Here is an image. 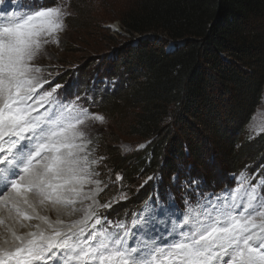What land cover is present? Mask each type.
Wrapping results in <instances>:
<instances>
[{
	"label": "snow or ice",
	"instance_id": "snow-or-ice-1",
	"mask_svg": "<svg viewBox=\"0 0 264 264\" xmlns=\"http://www.w3.org/2000/svg\"><path fill=\"white\" fill-rule=\"evenodd\" d=\"M66 15L62 6L20 0L0 16V264H264V180L252 184L244 173L220 193L182 181V209L168 190L149 197L130 223L101 215L127 199H98L112 182L97 178L104 157H94L87 129L104 117L80 97L64 102L63 85L52 86L33 64L45 45L58 44Z\"/></svg>",
	"mask_w": 264,
	"mask_h": 264
},
{
	"label": "trees",
	"instance_id": "trees-1",
	"mask_svg": "<svg viewBox=\"0 0 264 264\" xmlns=\"http://www.w3.org/2000/svg\"><path fill=\"white\" fill-rule=\"evenodd\" d=\"M116 19L129 36L160 35L119 50L122 83L101 103L146 143L111 156L121 183L158 175L168 185L179 165L200 173L213 158L228 173L262 157L264 136L242 134L264 87V0H135Z\"/></svg>",
	"mask_w": 264,
	"mask_h": 264
},
{
	"label": "rangeland",
	"instance_id": "rangeland-1",
	"mask_svg": "<svg viewBox=\"0 0 264 264\" xmlns=\"http://www.w3.org/2000/svg\"><path fill=\"white\" fill-rule=\"evenodd\" d=\"M19 2L20 0H14L13 3L0 4V16L5 12L15 13ZM23 2L25 5L32 4V0H23ZM35 2L44 6H62L68 15L63 19L64 30L57 34L58 44L45 45L33 64L42 68L44 78L50 80L52 86L56 83L63 85L59 91L64 102L80 97L79 103L90 113L104 117V123L89 122L90 126L87 129L92 139L91 147L96 149L94 157H104L96 168L100 172L97 178L105 183L112 182L108 183V187L100 193L98 199L104 203L112 200L113 197H118L120 193L127 194L126 200H119L111 208L100 210L101 215L108 221L115 223L124 220L130 223L133 213H138L149 197H155L157 193L164 197L168 190L175 193L177 205L182 209L183 193L180 185L185 180L189 182L192 179L199 180L201 191L206 193H220L234 187L241 173L251 177L252 184L264 180L263 153L257 161L247 163L228 173L224 171L225 168L221 169L220 162L213 158L203 166L200 173L188 165H179L180 169L175 174L178 180L175 184L172 183L171 178L168 185H162L158 175H153L157 179L149 181L142 188L140 185L144 183L146 179L144 177H138L132 185L129 180L123 183L115 182L116 174L111 173L113 167L109 169L111 156H114L115 160L119 159L118 157L142 150L143 148L138 146L146 145V143L125 136L122 121L118 122L117 118L115 123L107 118L101 112V103L105 101L104 96L111 94L122 83L124 75L122 72H115L116 69H114L119 50L126 44L134 42L136 38L160 35L157 32H149L143 36H129L121 29L116 17L121 10L132 6L135 0H63L62 4L61 0H35ZM113 73L115 74L111 77ZM47 87L49 85L46 84L45 88ZM119 127L122 132L118 130ZM259 127H264V87L260 103L246 126L242 138L252 140L258 136H264V133L256 134V129ZM122 146H126L127 150ZM209 163L213 164V167ZM189 195L191 201L195 203V195L192 193ZM129 243L134 241L130 239Z\"/></svg>",
	"mask_w": 264,
	"mask_h": 264
},
{
	"label": "bare ground",
	"instance_id": "bare-ground-1",
	"mask_svg": "<svg viewBox=\"0 0 264 264\" xmlns=\"http://www.w3.org/2000/svg\"><path fill=\"white\" fill-rule=\"evenodd\" d=\"M42 214H45V215H49L52 219H55L56 218V213L54 211H51L50 209H46V210H42ZM6 215V213H5ZM75 217H72V219H74ZM64 219H69V217H64ZM31 223H36V221H32ZM19 232H24V231H27V229H17ZM3 228H0V233H3Z\"/></svg>",
	"mask_w": 264,
	"mask_h": 264
}]
</instances>
